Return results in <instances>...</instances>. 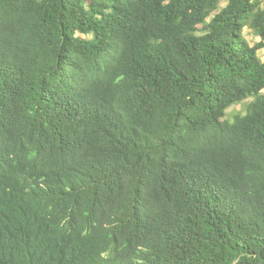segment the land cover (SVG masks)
Here are the masks:
<instances>
[{
  "label": "trees",
  "instance_id": "trees-1",
  "mask_svg": "<svg viewBox=\"0 0 264 264\" xmlns=\"http://www.w3.org/2000/svg\"><path fill=\"white\" fill-rule=\"evenodd\" d=\"M263 6L0 0V264H264Z\"/></svg>",
  "mask_w": 264,
  "mask_h": 264
},
{
  "label": "rangeland",
  "instance_id": "rangeland-1",
  "mask_svg": "<svg viewBox=\"0 0 264 264\" xmlns=\"http://www.w3.org/2000/svg\"><path fill=\"white\" fill-rule=\"evenodd\" d=\"M226 6V2L223 1L221 3L220 9H223ZM264 7V6H263ZM244 37L245 39L253 46L256 43H258L260 41V38L255 35V33H253L250 30H246L244 32ZM259 57L260 59L264 62V49L259 51ZM252 101V99L242 103L241 105H235L233 107H231L228 111H227V115L228 117H232V115H234L237 112H245V109L247 107V105Z\"/></svg>",
  "mask_w": 264,
  "mask_h": 264
}]
</instances>
